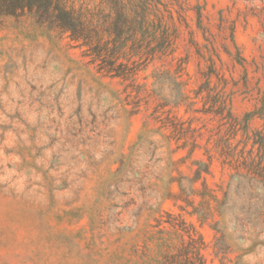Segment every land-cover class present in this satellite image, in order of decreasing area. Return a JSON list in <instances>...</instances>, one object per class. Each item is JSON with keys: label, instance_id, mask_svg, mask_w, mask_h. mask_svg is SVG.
Here are the masks:
<instances>
[{"label": "rangeland", "instance_id": "obj_1", "mask_svg": "<svg viewBox=\"0 0 264 264\" xmlns=\"http://www.w3.org/2000/svg\"><path fill=\"white\" fill-rule=\"evenodd\" d=\"M156 8L170 45L125 78L0 21V264H264V183L221 168L227 131L204 112L216 95L264 135V0ZM198 160L211 172L192 181Z\"/></svg>", "mask_w": 264, "mask_h": 264}, {"label": "trees", "instance_id": "obj_2", "mask_svg": "<svg viewBox=\"0 0 264 264\" xmlns=\"http://www.w3.org/2000/svg\"><path fill=\"white\" fill-rule=\"evenodd\" d=\"M157 4L160 0H0V21L31 18L83 47L105 75L125 78L128 61L137 64L155 52L166 51L170 45L172 34L162 16L152 18L154 10L159 11ZM202 91L199 88L196 92ZM208 95L215 110L204 112L218 115L220 126L227 131L214 140L221 168L234 171L231 176L249 187L264 183V135L250 132L248 119L238 120L229 110L224 112V100ZM240 130V137L235 138ZM196 147L193 145L187 156ZM212 157L209 155V161ZM196 163L201 166L192 181L201 178L202 172H211L210 163Z\"/></svg>", "mask_w": 264, "mask_h": 264}]
</instances>
